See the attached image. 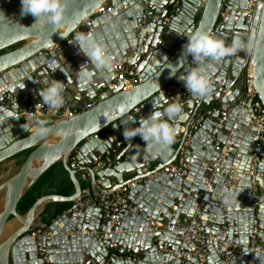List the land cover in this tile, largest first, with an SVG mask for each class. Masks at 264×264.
<instances>
[{
  "label": "water",
  "instance_id": "obj_1",
  "mask_svg": "<svg viewBox=\"0 0 264 264\" xmlns=\"http://www.w3.org/2000/svg\"><path fill=\"white\" fill-rule=\"evenodd\" d=\"M177 1L179 11L164 26ZM105 4L128 5L118 15L103 13L93 21L91 34L111 56L109 67L97 70L83 54L75 67H66L76 75L69 80L68 98L95 105L71 117H44L50 125L48 134H35V118L21 115V96L26 81L32 83L31 71L44 65L53 55L52 48ZM63 5L62 20L54 26L46 18L35 21L30 14L21 16L20 0H0V264H99L107 258L106 264H201L174 255L192 248L181 244L178 232L166 229L179 223L180 215L193 218L198 207L204 233L216 236L225 230L211 245L203 244L207 253L202 264H222L224 253L233 254L223 242L239 245L229 264H264V255L248 248L255 214L258 240L264 243V205L255 207L250 200V162L257 140L251 121L256 114L250 101L241 103L249 68L264 110V0H63ZM194 29L226 44L240 38L257 45L251 52L205 62L213 86L208 99L191 96L177 78L193 64L191 56L180 62L187 35ZM60 50L47 69L59 66ZM66 53L69 59L80 54L71 47ZM120 63L135 70L137 82L111 90L107 84ZM172 66L177 76L170 75ZM78 70L90 72V78L80 80ZM171 102L181 104L185 118L170 122L177 137L166 152L153 155L152 146L146 147L139 135L125 140L120 119L134 117L137 120L128 125L134 128L138 119L162 111ZM222 112H229L225 122L220 119ZM8 113L12 117L7 118ZM224 146L222 154L218 148ZM73 156L75 164L70 163ZM221 156L224 170L212 176L213 189L206 192L211 163ZM180 157L189 165L186 176L158 174ZM52 168L36 201L20 213L22 199ZM255 179L264 190V150L258 151ZM129 183H135L126 196L130 209L119 211L120 224L113 232H107L111 226L102 219V208L74 210V202L86 196L105 195L107 207L117 200L116 190ZM70 184L72 191L60 194ZM224 188L238 193L231 204L219 197ZM63 204L71 205L59 209ZM39 228L48 232L41 241L43 254L32 238ZM126 255L130 259L121 257Z\"/></svg>",
  "mask_w": 264,
  "mask_h": 264
},
{
  "label": "built area",
  "instance_id": "obj_2",
  "mask_svg": "<svg viewBox=\"0 0 264 264\" xmlns=\"http://www.w3.org/2000/svg\"><path fill=\"white\" fill-rule=\"evenodd\" d=\"M128 8V5L119 6V7H112L108 4H105L103 7L98 9L96 13L86 18L81 26L75 30L66 40H64L59 45L52 48L53 55L49 56L48 59L45 61V65L52 63L55 60L56 52L62 49L73 48L74 50L78 49L77 45L72 44L74 35L79 33H87L91 34L95 27L93 26V21L95 17L103 13L111 14L114 12L115 15L122 13L125 9ZM179 11L178 1L174 4L172 10L167 14L164 18L162 24L164 26L168 25L169 21L172 17ZM225 14L222 13V16ZM145 19V16H143ZM194 66V65H190ZM189 67V66H188ZM187 67V68H188ZM251 74L249 68L246 72V90L245 96L242 100V104H247L249 101L251 102V109L256 114L255 120L251 121V124L256 127V135L257 140L254 143V151L252 153V160L250 162V200L253 202L255 207L262 204L264 205V190L258 187V182L256 181V173H257V158H258V151L264 150V110L262 107V103L258 99L257 92L254 90L252 83H251ZM135 78V70L129 68L127 65L120 63L118 66H114V75L113 80L107 84V87L111 88V90L119 89L122 90L123 88L131 87L136 84ZM66 103L59 108L58 110H54L52 108L47 107L43 103H41V98L36 93H30L26 97L25 106L21 109V115L24 118L32 120V118H44V117H71L77 113L83 112L87 109L92 108L95 103L89 102L84 105H80L78 100L69 99L66 93ZM139 110L143 109L141 105ZM211 114V112H209ZM228 112H222L220 119L222 121H227ZM227 147L224 146L223 148H218L221 153L226 152ZM223 156H221L218 161L211 163V167L213 169L212 174L208 177V179L204 182V189L206 192H209L213 189V179L212 176L218 174L219 172L223 171L224 168L220 167V162ZM71 164H75V157H71L70 159ZM189 170V165L184 161L182 157H180L175 163H172L162 170L158 172V174L166 172L171 173L176 176H186ZM135 183H129L122 188H119L115 192V197L117 198L116 201H112L107 207V197L105 195H101L98 197L94 196H86L78 198L74 204V210L79 211L85 207L92 206V207H100L102 208V219L106 220L110 223L111 228L107 232H113L115 227L119 226L120 222L118 219V213L121 209H130V203L127 200L126 196L128 190L131 186H134ZM133 201V199H132ZM132 211H134L132 209ZM201 214L200 208H196L195 216L189 220L179 222L175 225H169L166 227L168 231L178 232L179 233V240L181 244L189 246L192 250L189 251H176L174 255H180L182 258H195L201 264L206 260V253L207 249L204 248V243L212 244L214 241H217L219 237H221L225 230L219 232L216 236L211 234H206L202 231V226L198 215ZM141 231V230H140ZM260 232L259 226V217L257 214L253 216L252 221V232L250 236V242L248 248L256 253H260L264 255V243H261L258 240V234ZM100 232H86L85 235L89 236H97ZM48 232L45 229L39 228L32 232V238L36 240V243L40 249V253L43 254V250L41 249V241L44 235H47ZM223 247L225 249L232 248L233 254L238 250L239 245L233 244L232 242H223ZM232 254V255H233ZM232 255H226L225 253L222 255L221 262L222 264H229V261ZM125 259H130V255L121 256ZM109 261V258L101 261L99 264H106Z\"/></svg>",
  "mask_w": 264,
  "mask_h": 264
},
{
  "label": "clouds",
  "instance_id": "obj_3",
  "mask_svg": "<svg viewBox=\"0 0 264 264\" xmlns=\"http://www.w3.org/2000/svg\"><path fill=\"white\" fill-rule=\"evenodd\" d=\"M20 15H31L35 21L46 18L52 25L60 23L63 17V0H20ZM74 45L78 46L79 53L88 58L97 70H104L111 63V56L106 53L105 48L93 34L77 32L73 37ZM257 49L256 43L249 39L242 41L235 38L230 44H226L223 39L217 38L210 33L199 29L192 30L187 35V42L183 45L182 60L180 64L191 56L194 66H189L185 73L177 76L175 67H170V75H175L184 82V87L188 93L197 98L208 99L213 93V86L206 71V61H218L224 57L235 55L239 51H253ZM80 80L87 81L91 73L88 71H77ZM41 85L38 95L41 103L49 108L58 110L66 103L65 83L56 79L39 80ZM12 117L11 113L7 118ZM185 113L181 104L177 102L168 103L161 110H154L147 117L138 119L137 127H129V122H135L132 116L120 119L121 124L125 125L123 137L126 141L131 140L137 135L154 149L153 155L166 152L170 146L176 142L177 129L172 121L183 120ZM35 134L46 136L50 130L49 121L46 118H35L32 121ZM238 193L233 189L224 188L219 192V197L224 204H231L237 198ZM258 257V256H257ZM260 259V258H259Z\"/></svg>",
  "mask_w": 264,
  "mask_h": 264
},
{
  "label": "crops",
  "instance_id": "obj_4",
  "mask_svg": "<svg viewBox=\"0 0 264 264\" xmlns=\"http://www.w3.org/2000/svg\"><path fill=\"white\" fill-rule=\"evenodd\" d=\"M58 54H60L61 56V62L58 67L47 69V66L45 65V62H44V65L36 68L34 71H31V73L30 71L28 72L32 75V83L29 81H26L27 89L23 90L25 93H23L21 96V101H22L21 109H23L25 106V102H26L25 100L28 94L30 93L38 94V91L41 87L39 80H43L47 78L56 79V80L64 82L65 90H66L65 93L68 95V97H70V95L67 93L69 89V85H68L70 82L69 80L76 77V75L71 74L66 67L68 68L75 67L78 63H80L84 59V57L82 54H77L75 57L69 59L68 54L66 53V49L60 50ZM96 83H99V81L96 80ZM72 99H75V98H72ZM84 101H86V99H84ZM216 107L218 108V106ZM31 129H33V127ZM244 129H246V127ZM224 133L228 135L227 131H224ZM83 186L85 188V185ZM175 205L177 206L178 203L176 202ZM186 219H187L186 216L180 215L178 222H183Z\"/></svg>",
  "mask_w": 264,
  "mask_h": 264
},
{
  "label": "trees",
  "instance_id": "obj_5",
  "mask_svg": "<svg viewBox=\"0 0 264 264\" xmlns=\"http://www.w3.org/2000/svg\"><path fill=\"white\" fill-rule=\"evenodd\" d=\"M21 163V162H20ZM54 168L48 171L34 186L33 188L26 194V196L22 199L18 206V210L20 213H25L36 201L38 195H40L41 191L46 186L47 182L50 180L51 175L53 173ZM73 189L72 184L67 186L66 188L60 190V194L67 195ZM71 204H63L59 206V209H65Z\"/></svg>",
  "mask_w": 264,
  "mask_h": 264
},
{
  "label": "bare ground",
  "instance_id": "obj_6",
  "mask_svg": "<svg viewBox=\"0 0 264 264\" xmlns=\"http://www.w3.org/2000/svg\"><path fill=\"white\" fill-rule=\"evenodd\" d=\"M228 119V118H227Z\"/></svg>",
  "mask_w": 264,
  "mask_h": 264
}]
</instances>
